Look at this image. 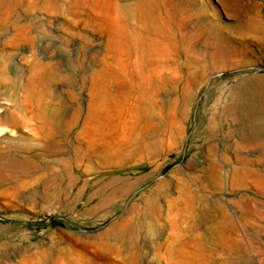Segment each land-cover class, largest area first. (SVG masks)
I'll return each mask as SVG.
<instances>
[{"label":"rangeland","instance_id":"obj_1","mask_svg":"<svg viewBox=\"0 0 264 264\" xmlns=\"http://www.w3.org/2000/svg\"><path fill=\"white\" fill-rule=\"evenodd\" d=\"M0 103V264H264V0H0Z\"/></svg>","mask_w":264,"mask_h":264},{"label":"bare ground","instance_id":"obj_2","mask_svg":"<svg viewBox=\"0 0 264 264\" xmlns=\"http://www.w3.org/2000/svg\"><path fill=\"white\" fill-rule=\"evenodd\" d=\"M156 42V41H155ZM156 51V50H155ZM157 52V51H156ZM147 78H151V82L153 83L154 82V79L155 81L159 79L158 77V73L154 72V71H151L150 73L148 72L147 74ZM100 76V75H99ZM100 79V77H99ZM4 108L6 109L5 107V103H0V113L4 111ZM94 110V109H93ZM91 112V111H90ZM95 112V110H94ZM102 112V111H101ZM99 113V112H98ZM99 117V116H98ZM98 119L95 115L93 114H88L85 118V121L82 125V129L80 130V132L78 133V137L80 139L84 138V137H88V136H91L92 132L94 129L97 128L98 126ZM100 124V123H99ZM35 130H37V132L39 134H48V132L41 128V127H38V128H35ZM69 129L67 128V131ZM0 136H1V133H0ZM83 141V140H82ZM92 143V142H90ZM29 144V143H28ZM89 144V143H88ZM91 145V144H89ZM82 148V147H81ZM79 149V148H78ZM86 152L87 153H90L92 148L89 147V146H86L85 148ZM82 153V152H81ZM98 153V154H97ZM113 153V152H112ZM94 154H96L97 156H103L106 154L105 151H101V152H97L95 151ZM181 216V215H180ZM173 222V221H172ZM125 223V222H124ZM176 235V234H175ZM196 241V240H195ZM192 240H180L179 242H177L176 240V245L174 246H169L166 251L168 253V255L170 256H173L175 253H177L178 255V262L177 264H200L198 258H197V255H196V252L199 251L200 247H195V245H192ZM194 243V242H193ZM172 245V244H170ZM193 249V250H192ZM169 257V256H168ZM174 261V260H173ZM74 264V263H73ZM210 264V263H209Z\"/></svg>","mask_w":264,"mask_h":264}]
</instances>
